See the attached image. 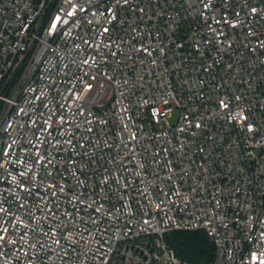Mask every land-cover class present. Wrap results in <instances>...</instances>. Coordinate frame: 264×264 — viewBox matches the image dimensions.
Returning <instances> with one entry per match:
<instances>
[{
  "label": "built area",
  "instance_id": "obj_1",
  "mask_svg": "<svg viewBox=\"0 0 264 264\" xmlns=\"http://www.w3.org/2000/svg\"><path fill=\"white\" fill-rule=\"evenodd\" d=\"M175 231L264 264V0H0V264H189Z\"/></svg>",
  "mask_w": 264,
  "mask_h": 264
},
{
  "label": "trees",
  "instance_id": "obj_2",
  "mask_svg": "<svg viewBox=\"0 0 264 264\" xmlns=\"http://www.w3.org/2000/svg\"><path fill=\"white\" fill-rule=\"evenodd\" d=\"M165 241L177 257L189 264H212L215 258L214 244L203 231H175L165 236Z\"/></svg>",
  "mask_w": 264,
  "mask_h": 264
},
{
  "label": "rangeland",
  "instance_id": "obj_3",
  "mask_svg": "<svg viewBox=\"0 0 264 264\" xmlns=\"http://www.w3.org/2000/svg\"><path fill=\"white\" fill-rule=\"evenodd\" d=\"M177 116H178V111H175L174 112V117H173V119H171V123H175V121L177 119Z\"/></svg>",
  "mask_w": 264,
  "mask_h": 264
}]
</instances>
